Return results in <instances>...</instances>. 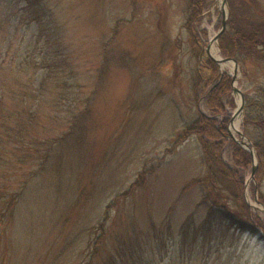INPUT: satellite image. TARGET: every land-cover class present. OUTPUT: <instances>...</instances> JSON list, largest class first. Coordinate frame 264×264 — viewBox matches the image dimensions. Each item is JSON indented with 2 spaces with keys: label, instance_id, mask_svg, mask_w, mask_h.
<instances>
[{
  "label": "rangeland",
  "instance_id": "1",
  "mask_svg": "<svg viewBox=\"0 0 264 264\" xmlns=\"http://www.w3.org/2000/svg\"><path fill=\"white\" fill-rule=\"evenodd\" d=\"M44 1L53 40L44 44L37 21L17 20L26 0H16L6 19L9 39L3 41L0 30V48L11 42L9 54L15 62L25 53L37 59L43 51L62 54L59 65L67 72L56 70L57 82L50 85H56L51 94H61L63 101L55 118L39 127V140L49 141L67 130L68 113L75 107H88L89 128L83 144L71 148L64 143L58 149L50 172L39 171L43 149L10 144L0 161V190L6 194L0 214L13 203L0 218V264H264L261 226L254 232L237 223L227 230L185 226L183 235L188 216L201 225L206 213L198 204L199 187H186L205 166L197 135L177 146L174 141L200 110L208 113L212 69L205 63L206 47L221 27L223 8L218 0H209L198 24L207 30L203 51L193 46L184 27L187 0H134L136 7L131 0ZM235 4L238 14L248 18L264 9V0ZM226 10L229 15L228 0ZM116 24V38L106 47L109 69L100 78L103 44ZM217 45L221 51L220 39ZM217 64L231 75L232 85L264 103L261 64L248 58L247 74L240 63L235 80L228 65ZM198 68L205 78L196 94L193 78ZM38 70L35 79L40 81L45 69ZM222 100L231 118L238 93L232 89ZM42 105L40 111L53 108L52 103ZM235 135L230 132L224 151L229 165H234L231 141L243 146ZM143 169V185L119 197ZM252 170L251 154L245 199L264 222V178L258 188L257 178L250 179Z\"/></svg>",
  "mask_w": 264,
  "mask_h": 264
},
{
  "label": "trees",
  "instance_id": "2",
  "mask_svg": "<svg viewBox=\"0 0 264 264\" xmlns=\"http://www.w3.org/2000/svg\"><path fill=\"white\" fill-rule=\"evenodd\" d=\"M14 1L16 0H0V30H3L1 32L3 41L9 39V34L8 37L6 35V26L8 25L6 22L11 17L10 7ZM131 1L136 7L135 1ZM208 2L209 0H187L184 27L191 34L193 46L198 47L200 51L204 49L207 30L205 28L199 29L198 24ZM228 4L229 15L226 29L220 37L222 54L236 58L239 64L241 63L243 66L245 74H247L246 63L248 58H252L264 68V9L258 11V16L248 18L238 14L235 0H228ZM47 6L44 0H26V4L21 10L13 11L17 12V20L25 17L37 21L41 28L39 32L45 35V45L53 40L55 33L50 30L47 20H45V14L50 12V9H46ZM135 12L136 10L133 11V13ZM120 21L118 20V23ZM117 33L118 24L112 28V35L103 44L105 56L104 62L99 68L100 78H103L109 69L110 58L106 54L108 51L106 47L114 41ZM10 43L0 48V161L7 157L5 154L10 151V144L12 143L33 145L37 147V151L40 148L43 149L39 171L50 172L49 169L53 168L52 161L64 143L72 148L85 142L86 132L89 128V124L86 123L89 109L88 107H75L71 111L69 109L67 130L49 141L39 140L37 138L39 134H36L39 127L44 128L46 122L55 118L56 107H59L63 101L61 94H51L54 93L52 89H55L56 85H50L51 81L57 82L56 70L60 71L59 69L63 68L62 65H59L62 54L57 53V51L54 53V50L51 52L43 51V56L37 59L36 56L33 57L32 54L27 55L25 53L19 61L15 62L9 54ZM205 63L212 69L207 81L208 87L212 85L206 96L208 113L200 110L195 118L184 125L174 141L177 146L190 136L197 135L202 144L203 164L205 166L204 171L189 180L186 187L191 185L199 187L202 197L198 204H203L206 207V213L200 223L201 225H197L191 220L192 215L188 216L183 226V235L186 237L188 227H195L196 230L198 226H200L199 230L203 228L205 230H227L233 223L254 232L259 226L264 228V222L256 212L250 210L245 199L246 170L251 163V153L238 142L231 141L230 149L234 165H229L224 159V151L230 136L228 122L231 118L227 104L223 102L222 98L233 89L232 77L221 71L218 64L210 56L206 58ZM39 68H44L45 72L41 80L37 81L35 75ZM63 71L67 72L65 65ZM204 76L202 69L198 68L193 78L196 94L200 91L199 85L205 78ZM244 96L242 129L256 150L258 167L255 177L259 184L258 188H260L264 178V103L254 99L248 93H244ZM199 98L196 95V99L199 100ZM44 102L52 103L53 108L40 111L39 106ZM228 103L232 104V100ZM41 119L44 122L38 126ZM145 171L146 169L141 170L126 192L118 196L121 197L133 192L135 188L141 187ZM18 194L15 195L16 198ZM4 195L6 194L3 193V190H0V203L4 201ZM12 199L14 201L15 197L13 196ZM261 200L264 202V198ZM12 204L11 202L9 208L3 209L0 218L7 215V210H10ZM98 238L95 243V251L100 245L101 235Z\"/></svg>",
  "mask_w": 264,
  "mask_h": 264
},
{
  "label": "water",
  "instance_id": "3",
  "mask_svg": "<svg viewBox=\"0 0 264 264\" xmlns=\"http://www.w3.org/2000/svg\"><path fill=\"white\" fill-rule=\"evenodd\" d=\"M222 5H223V11H222V14H223V17H222V21H221V27L220 29L213 35L212 38H210V42L211 40H214V41H218L219 38L221 37L222 33L225 31L226 29V23H227V18H228V14H227V10H226V5H227V0H223L222 2ZM210 42L207 44V47H206V50L209 54V56L215 60L216 63H219V60L216 59L211 53H210V50H209V46H210ZM223 60L225 61H233L234 62V65H235V71L233 73V80L236 79L237 75V70L240 66L238 60L234 57H229V56H226V57H223ZM233 91L235 93H238L241 97V106L239 108V111L242 113V116L244 115V106H245V96L243 94V91L241 90V88H239L236 84H233ZM235 116V112L233 113L232 117H231V120H230V123L232 122L233 118ZM229 130H230V127H229ZM231 132V131H230ZM232 134V133H231ZM238 134L240 135V139H237L240 143L243 144V146L249 150V152L253 155V170H252V173L250 175V179L254 178L255 177V172H256V169L258 167V159H257V156H256V150L255 148L252 146V143H251V140L249 139V137L244 133L243 129H240L238 131ZM256 202L257 203H261V201L259 200L258 197H256ZM263 204V203H262ZM264 205V204H263ZM255 207H257L256 204H254Z\"/></svg>",
  "mask_w": 264,
  "mask_h": 264
},
{
  "label": "bare ground",
  "instance_id": "4",
  "mask_svg": "<svg viewBox=\"0 0 264 264\" xmlns=\"http://www.w3.org/2000/svg\"><path fill=\"white\" fill-rule=\"evenodd\" d=\"M219 4H220V7L223 8V5H222V0H218ZM213 36H211L212 38ZM209 50H210V53L216 58L219 60L220 62V65L221 67H224L226 65H228L232 71H235V65H234V62L233 61H225L223 60V54L221 53L218 45H217V42L214 41V40H211L210 42V46H209ZM241 106V97L240 95L238 94V106L235 110V116L230 124V131L231 133L236 136L235 134L238 133V131L241 129V122H242V113L239 111V108Z\"/></svg>",
  "mask_w": 264,
  "mask_h": 264
}]
</instances>
